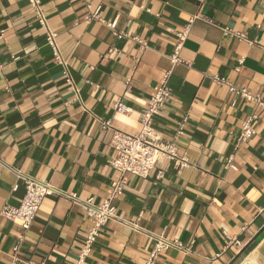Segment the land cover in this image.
I'll return each mask as SVG.
<instances>
[{
  "label": "crops",
  "instance_id": "obj_1",
  "mask_svg": "<svg viewBox=\"0 0 264 264\" xmlns=\"http://www.w3.org/2000/svg\"><path fill=\"white\" fill-rule=\"evenodd\" d=\"M41 7L74 84L28 1L0 0V264L78 263L90 221L70 198L46 197L27 230L1 215L25 196L16 172L101 204L118 175L113 130L102 123L139 133L141 112L169 71L172 96L154 124L166 141L183 124L178 156L188 165L161 159L148 178L130 176L114 201L117 219L102 227L85 264H145L156 237L182 245L156 264H264V0ZM94 13L105 23L90 19ZM190 22L182 63L173 64L176 33ZM242 89L262 103L237 94ZM118 101L132 112L117 114ZM252 118L255 135L240 143Z\"/></svg>",
  "mask_w": 264,
  "mask_h": 264
},
{
  "label": "built area",
  "instance_id": "obj_2",
  "mask_svg": "<svg viewBox=\"0 0 264 264\" xmlns=\"http://www.w3.org/2000/svg\"><path fill=\"white\" fill-rule=\"evenodd\" d=\"M27 1L30 7L35 11L38 23L45 30L46 41L52 49L55 63L64 67L68 78L67 82L68 84L73 85L74 83L72 77L68 71L63 53L58 45V35L50 29L47 18L42 11V0ZM90 19H96L105 23V21L99 17L98 13L91 15ZM191 22L181 31L176 33V50L171 56L173 64L182 63V60L179 57V52L190 33ZM109 27L112 30H115L116 22L109 23ZM224 31L227 34L234 35L241 40H247L246 35L235 33L232 29L225 28ZM115 35L118 38L126 36L123 33L117 32H115ZM1 69L2 65L0 63V70ZM170 75V71L165 74L160 87L148 102L145 109L141 112L140 122L142 128L139 133L131 134L123 132L113 129L110 122L102 123L103 130H113L110 146L114 151L115 156L111 165L118 173L117 178L112 181L111 192L106 200H104L101 204H95L92 200H80L76 195H67L66 193L56 189L50 182L41 181L35 177L26 175L21 171H17L16 174L18 178H20L25 185V196L20 206L5 207L1 211V215L18 223L21 227L27 230L35 221L40 207L46 197L51 195H60L70 198L74 204L79 205L84 210L90 221L77 263L85 264L87 258L93 250L97 238L100 235L102 227H104L107 222L117 219V209L114 205V201L124 194L128 186L130 176L148 178L151 171L157 168L161 159L175 161L177 164H181L183 162L184 166L188 165L184 159H180L178 156L177 141L179 136L183 134V124L180 126L175 139L172 141L164 140V138L157 132L154 124L155 119L163 115L166 105L172 96V90L168 86V79ZM216 81L218 83H225L224 80L219 78H217ZM232 90L235 91L233 87ZM237 94H240L250 101H256L260 104L262 103L260 97L253 96L245 89L237 91ZM114 110L120 115H128L132 112L131 108L127 107L120 101L115 104ZM252 121L253 118L243 123L242 131L238 138L240 143L248 141L255 135V130L251 124ZM228 165L233 167L232 158L229 159ZM159 175L161 176L162 173ZM156 241L157 242L153 249L148 254L145 264H156L161 253L168 249L182 248L179 241L168 240L164 237H156ZM235 242L239 243L238 240Z\"/></svg>",
  "mask_w": 264,
  "mask_h": 264
}]
</instances>
